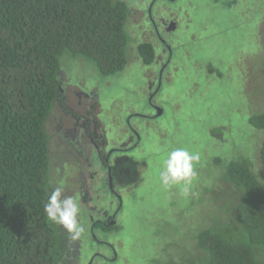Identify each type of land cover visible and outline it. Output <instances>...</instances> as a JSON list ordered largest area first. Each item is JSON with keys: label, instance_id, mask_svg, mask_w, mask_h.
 Instances as JSON below:
<instances>
[{"label": "rangeland", "instance_id": "1", "mask_svg": "<svg viewBox=\"0 0 264 264\" xmlns=\"http://www.w3.org/2000/svg\"><path fill=\"white\" fill-rule=\"evenodd\" d=\"M121 1L130 10L125 25L129 42L124 69L105 78L86 60L62 56L58 71L62 89L72 91L70 102L74 92L99 96L98 115L109 146L118 147L125 140L132 114L157 118L154 122L132 117L130 123L140 129L141 144L114 154V182L122 195L123 208L118 214L120 229L108 240L117 245L118 259L109 264H198L194 238L205 225L217 222L221 189L228 190L218 180L214 162L223 166L243 155L260 170L258 150L264 131H256L248 122L251 115L264 112V0H178L168 6L164 2L163 10L160 4L151 9L154 17L182 10L177 13L178 30L169 36L174 45L171 82L157 101L160 116L146 104V83L153 75L145 71L147 66L141 64L136 53L139 43L158 47L150 34L144 35L150 28L145 11L150 0ZM83 101L85 106L92 103L89 98ZM57 113L55 108L47 130L57 126ZM50 145L49 136L50 187L62 186L65 196L77 194L73 188L76 173L72 170L76 162L72 156L65 161L62 149L56 150L51 161ZM177 147L200 155L193 189L198 196L194 198L183 197L178 188L165 190L160 186L158 174L163 161ZM81 218V222H87L80 214ZM85 228L80 237L82 261L95 249L88 241L87 224ZM99 249L109 253L103 247ZM103 263L108 262L97 260V264Z\"/></svg>", "mask_w": 264, "mask_h": 264}, {"label": "trees", "instance_id": "2", "mask_svg": "<svg viewBox=\"0 0 264 264\" xmlns=\"http://www.w3.org/2000/svg\"><path fill=\"white\" fill-rule=\"evenodd\" d=\"M129 17L121 0H0V264L80 262L77 239L44 212L53 190L46 124L61 98V57L82 58L101 77L120 73ZM136 53L142 65L153 64L152 44L139 43ZM248 123L264 131V112ZM258 161L259 172L243 155L214 162L228 190L221 189L217 222L194 238L198 264H264V140Z\"/></svg>", "mask_w": 264, "mask_h": 264}, {"label": "flooded vegetation", "instance_id": "3", "mask_svg": "<svg viewBox=\"0 0 264 264\" xmlns=\"http://www.w3.org/2000/svg\"><path fill=\"white\" fill-rule=\"evenodd\" d=\"M173 1L178 0H150V4L145 9L146 19L150 24V28H147V32L144 35L150 34L158 44L157 48L153 45L155 50L154 62L152 65L147 66L145 70L148 74L153 75L150 80L147 79L146 83L148 91L146 104L149 110L155 114L157 113L156 109L159 108L157 101L160 98V94L163 88L171 82L170 63L173 52L172 47L174 45L171 44L169 36L178 30L180 22L177 13L182 10L180 8L171 10L165 17H163V14V16H152V10L157 4H160V10H163L165 8L163 6L164 2L168 6L169 2ZM70 93L72 91H69L68 88L61 89V98L54 103L52 114L49 116L46 124V126H49V121L55 108H57V126L51 131L47 130V126L46 130L51 142V161L52 155L56 157V150L62 149L65 161L69 156H72V159L76 162L79 174H77L76 167L72 168V170L76 173L77 180L73 182V188L74 193L77 191V194L71 193V196H75L82 205L81 215L85 216V221L90 224L88 241L92 243V248L95 247V249L91 250V254L85 257L83 261L81 256L80 262L78 263L77 260H73V264H85V259L87 260L86 264H97L98 259L108 262L103 264H109L116 262L118 259V247L112 243V240L111 242L108 241L111 239L109 237L111 233L104 234L101 232V229L114 227L120 229L118 214L123 208L122 195L119 194L116 189L117 184L114 182L115 176H117V174L114 175L115 170L113 171L115 168L113 162L114 154H123L124 151L132 150L141 144L142 136L139 131L140 129L138 126L130 123L132 117H139L143 120L148 119L154 122L157 118L152 114L139 116L132 114L130 119H128L129 121L127 120V136L125 140L118 147H112L109 146V142L105 138L106 134L103 131L102 122L98 115L101 107L99 96L94 92H88L87 95H80L74 92L75 96L72 94V102H70ZM81 96L91 99L92 103L89 106H85ZM74 100L75 103L72 104ZM69 169L68 167L66 174ZM49 174L53 177L52 170L49 171ZM52 183L54 185V181ZM75 184H79V187H76ZM110 196H112L111 198L114 201L109 199ZM104 198L107 200L104 201ZM100 199L103 200L99 205ZM113 203H115V208ZM81 220L82 218L80 222ZM96 225L100 226L97 230H95ZM99 247L105 248L109 253L102 252ZM82 250L83 246L79 238V240H76L73 258L82 255Z\"/></svg>", "mask_w": 264, "mask_h": 264}, {"label": "clouds", "instance_id": "4", "mask_svg": "<svg viewBox=\"0 0 264 264\" xmlns=\"http://www.w3.org/2000/svg\"><path fill=\"white\" fill-rule=\"evenodd\" d=\"M199 160V153L191 152L186 147L170 150L158 174L160 186L165 190L178 188L185 198L198 196L193 189ZM44 212L48 221L63 228L74 240L79 239L86 231L79 219L81 203L73 196H65L62 186H56L50 192Z\"/></svg>", "mask_w": 264, "mask_h": 264}, {"label": "water", "instance_id": "5", "mask_svg": "<svg viewBox=\"0 0 264 264\" xmlns=\"http://www.w3.org/2000/svg\"><path fill=\"white\" fill-rule=\"evenodd\" d=\"M156 112H157L156 113L157 116H160L162 114V110L160 108H157ZM111 225H114V224H111Z\"/></svg>", "mask_w": 264, "mask_h": 264}]
</instances>
